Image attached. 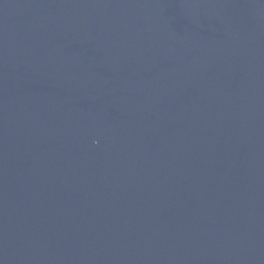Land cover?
<instances>
[{
  "label": "water",
  "instance_id": "water-1",
  "mask_svg": "<svg viewBox=\"0 0 264 264\" xmlns=\"http://www.w3.org/2000/svg\"><path fill=\"white\" fill-rule=\"evenodd\" d=\"M0 264H264V0H0Z\"/></svg>",
  "mask_w": 264,
  "mask_h": 264
}]
</instances>
